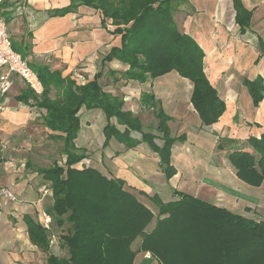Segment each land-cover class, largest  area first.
<instances>
[{
	"label": "crops",
	"instance_id": "1",
	"mask_svg": "<svg viewBox=\"0 0 264 264\" xmlns=\"http://www.w3.org/2000/svg\"><path fill=\"white\" fill-rule=\"evenodd\" d=\"M242 1L251 11L250 26L244 32L236 22L233 0H186L173 11L180 30L191 35L203 48L204 70L226 103L224 114L208 127L202 126L190 101L193 86L188 80L184 83L189 91L186 96L177 95L176 98L172 95L168 97L170 102H164L158 88L154 89V79L145 83L123 79L120 73L128 69V64L118 59L104 61L114 46L121 45V36L111 32L115 26L110 20L107 28L102 26V16L97 10L81 5L74 12L52 15L54 10L67 7L70 0H4L2 7L13 21L15 36L30 48L27 60L33 64L48 66L72 79L73 73L78 71L87 81L94 79L99 71L104 73L101 80L114 76L110 71H116L115 76L119 78L103 82L104 90L124 99V109L140 118L145 131L157 135L158 145L164 142L156 130L158 120L154 108L141 102L142 93H153L161 101L170 117L168 126L177 116L182 118L184 115L193 121L191 124L187 120V129L181 134H172L170 130L171 136L184 135L186 139L182 145L178 140L172 146L171 162L176 174L167 179L159 154L142 140L140 132H131L139 141L133 148L115 137L104 146L107 118L103 110L82 107L78 113L80 131L75 143L86 150L87 157L75 167H94L108 177L125 180L127 189L137 192L138 198L152 209L144 198L151 201L150 197L158 194L162 199L168 195L169 200H176L174 191H183L222 207H227L226 200L231 196L236 202L241 198L240 204L245 194L259 196L256 192L260 187L249 186L240 180L226 165V151L217 147L219 137L243 140L264 134V99L255 107L243 84L245 77L262 76L264 79V46L260 42L262 39L264 43V0ZM11 7L14 10L8 11ZM12 79V87L0 99L5 104V109L0 111V185L14 189L17 201L0 207V264H48L49 254L66 257L67 249L60 238L57 244L51 246L48 243V248L42 249L32 241L30 227L34 224L43 227L41 211L48 212L53 204L52 193L41 191L43 186H48L41 170L55 163L65 165L66 156L60 151L59 159H56L53 148L41 143V140L58 142L49 138L55 132L44 125L45 111L35 106L34 94L27 82L16 74ZM149 113L155 130L145 128L144 119L151 121ZM195 120L197 127L202 129L197 130L199 135L196 136L191 130ZM110 121L119 130H125V125L118 124L116 118ZM189 125L191 128L188 129ZM192 144L198 148L191 149ZM176 156L182 158L175 160ZM179 170H185V173ZM182 178H187L190 184H183ZM166 180L170 184L178 183V186L165 187ZM179 185L183 188L179 189ZM246 206L250 207L249 212L255 213L264 209V201L253 207L244 205V208ZM256 217L264 220V214ZM66 226L60 228L54 222L53 230L60 235ZM45 233L49 240V231L45 229ZM139 239L134 248L138 247ZM134 264H157V261L145 257V252H139Z\"/></svg>",
	"mask_w": 264,
	"mask_h": 264
},
{
	"label": "trees",
	"instance_id": "2",
	"mask_svg": "<svg viewBox=\"0 0 264 264\" xmlns=\"http://www.w3.org/2000/svg\"><path fill=\"white\" fill-rule=\"evenodd\" d=\"M177 1V2H174ZM186 0H70L67 7L52 15L74 12L79 6H89L102 16V26L115 28L121 45L114 46L104 61L118 59L129 65L121 78L145 83L176 71L192 83L191 103L202 126L218 122L226 103L204 70L205 52L199 43L178 27L173 11ZM236 22L240 31L250 26L251 11L242 0H233ZM261 46H264L260 39ZM33 69L44 91L36 94L35 106L43 109L44 125L55 133L49 138L62 141L65 165L43 168L41 174L52 189L53 204L48 212L59 227L58 235L67 249L66 257L48 255V264H134L139 252H149L157 264H264V220H256L202 200L183 191H174L176 200L164 201L158 194L150 197L155 213L138 196L127 189L125 180L108 177L100 170L75 167L87 157L86 150L77 147L80 131L79 111L100 108L106 115L105 142L115 137L128 148L139 141L131 132L142 134V140L159 154L161 168L167 179L176 174L171 162L172 146L184 135L171 136L161 101L153 93H142L141 102L154 108L158 120L157 135L145 131L138 116L124 109V99L104 90L103 71L84 84L48 66ZM115 75L116 71H110ZM253 105L264 99V79L244 78ZM53 94V95H52ZM125 125L121 131L111 118ZM217 147L224 149L243 182L259 186L264 182V134L247 139L219 137ZM155 220V223H153ZM31 239L46 250L49 240L39 224L30 227ZM140 238L138 247L135 241Z\"/></svg>",
	"mask_w": 264,
	"mask_h": 264
},
{
	"label": "rangeland",
	"instance_id": "3",
	"mask_svg": "<svg viewBox=\"0 0 264 264\" xmlns=\"http://www.w3.org/2000/svg\"><path fill=\"white\" fill-rule=\"evenodd\" d=\"M5 17H6V22H7V31H8V36H9V39H10V41H11V44H12V47H13V49L15 50V51H17V52H19L24 58H27L28 57V54H29V52H30V48H26L25 47V45L21 42V41H19V39L17 38V36H15V34H14V32H13V21H12V19H11V17L9 16V15H6L5 14ZM100 53V52H99ZM29 65L32 67V69H36V70H39V68L37 67L38 65H35V64H33L31 61H29ZM110 76V75H109ZM118 76H110V77H108V78H106V79H103L102 81L103 82H105V81H109V82H112L113 80H114V78H117ZM119 78V77H118ZM186 80H188V79H186V78H183V77H181L176 71H172V72H169V73H167V74H165V75H162V76H160V77H158V78H156V79H154V83H155V86H154V89L155 90H157V88H158V90L160 91V95L163 97V100H164V102H168V100H169V102H170V99H168V97H170V96H174V95H176L175 97L177 98L178 96L177 95H179L180 97H183V96H186L187 95V92H189V91H186L187 90V87H186V85L184 84V83H188ZM189 82H190V80H188ZM164 85L165 86H167V87H165L164 88ZM156 92V91H155ZM184 92V93H183ZM186 93V94H185ZM131 101H133V100H131ZM130 101V102H131ZM165 106V105H164ZM168 110V109H167ZM172 114V113H171ZM149 117L151 118V121H149V120H147V118L146 119H144L145 121H144V124L145 125H147V126H145V128L146 129H152V130H155V126L153 125V121L154 120H152L153 118H152V115L149 113ZM187 120H188V117H184V115H182V118H179L178 116L175 118V121H173V122H169V126H170V130H171V133L173 134H175V133H177V134H181V133H183V132H185L186 131V129H187V126H185L186 124H187ZM190 120H193V119H190ZM191 122H193V121H191ZM189 120H188V123H191ZM196 120H195V122H194V125L192 126V129L191 130H193V134L196 136V135H199V133H198V131L197 130H202V129H200V128H198L197 127V125H196ZM192 124V123H191ZM190 124V125H191ZM190 125H189V127H188V129L189 128H191L190 127ZM149 126V127H148ZM203 127H208V126H203ZM204 131V130H203ZM202 131V132H203ZM189 135H191L190 133H189ZM201 136V135H200ZM199 136V137H200ZM178 142H181L180 144L182 145L183 143V141H178ZM41 143L45 146V145H49V146H51L52 148H53V150L52 151H55L56 152V159H59V154H60V148H61V146H62V143L60 142V141H58V142H56V143H53L52 141H47V140H41ZM201 144V143H200ZM198 148V146H194V144H192L191 145V149L192 148ZM204 147V146H203ZM193 148V149H194ZM204 150V149H203ZM207 150H205V152H206ZM203 153V152H202ZM207 153V152H206ZM209 153V152H208ZM207 153V154H208ZM201 154V153H200ZM178 158H179V160H180V158H182V157H180V156H176V158H175V160L177 159L178 160ZM225 159V162H226V165H227V167L229 168V169H231V171L232 172H234L235 173V175H236V169H235V167L230 163V162H228V160H227V158L225 157L224 158ZM177 165V164H176ZM178 166V165H177ZM180 168V167H179ZM181 169V168H180ZM180 171V170H179ZM180 172H182V173H185V170H181ZM191 181V180H190ZM181 182L183 183V184H185V185H187V184H190L189 183V180L187 179V178H182L181 179ZM165 183H167V184H165L164 186L166 187V185L168 186V187H177L178 186V183H176V184H170L167 180H166V182ZM193 183V182H192ZM245 183V182H244ZM247 184V183H246ZM170 185H172V186H170ZM194 185V184H193ZM247 185H249V184H247ZM249 186H252V185H249ZM180 187L181 188H183L182 186H180L179 185V189H180ZM252 187H260V189H259V191L258 192H256L259 196H257L256 198L255 197H253V194H245V195H243V198L245 199H242L243 201H242V204H240L241 202V198L240 199H236L237 200V202L234 200V198H233V196H231L233 199H231V197L229 198V199H227L226 201H227V203H226V205H227V207H225V208H227V209H229L230 211H232V212H234V213H237V214H240V215H242L243 214V216L245 215L246 217H248V218H254V219H256V220H261L260 218H258V217H256V216H263V214H264V209H261V210H257V211H255V213H252V212H249L250 211V207H248V206H246L245 208H244V205H251V207H253V206H256V204H261L263 201H264V182H262L259 186H252ZM135 193V192H134ZM135 194H137V192L135 193ZM142 196V195H141ZM165 197H163V200L164 201H167V200H169V196L168 195H164ZM143 199V198H142ZM239 200V201H238ZM143 201H145L147 204H149L151 207H152V210L155 212V213H157L158 212V209H157V207L156 206H154V203H152L150 200H146L145 198L143 199ZM150 201V202H149ZM169 201H171V200H169ZM206 201V200H205ZM237 206H239L240 208H238ZM242 213V214H241ZM252 215V216H251ZM258 218V219H257ZM153 223H155V220H154V222ZM140 240V239H139ZM146 253V252H145ZM145 257H147L146 256V254H145ZM148 258V257H147ZM150 259H154L153 257H150Z\"/></svg>",
	"mask_w": 264,
	"mask_h": 264
},
{
	"label": "built area",
	"instance_id": "4",
	"mask_svg": "<svg viewBox=\"0 0 264 264\" xmlns=\"http://www.w3.org/2000/svg\"><path fill=\"white\" fill-rule=\"evenodd\" d=\"M0 0V99L10 90L13 85L12 75L16 74L23 78L29 87L36 93L41 94L44 91L42 82L40 81L37 73L29 65L27 58H24L19 52L15 51L12 47L11 41L8 36L7 22L5 17V9L2 7ZM11 7L8 11H13ZM15 10L18 11L16 8ZM73 79L78 84H84L87 79L80 72L73 73ZM5 109V104L0 101V111ZM41 191L44 194L52 193L48 186H43ZM17 201V195L14 189L0 185V207H4L9 202ZM41 223L43 227L49 231V243L51 246L59 241V236L54 232L53 216L47 211L43 210L40 214ZM148 258L152 257L149 252L145 253Z\"/></svg>",
	"mask_w": 264,
	"mask_h": 264
}]
</instances>
